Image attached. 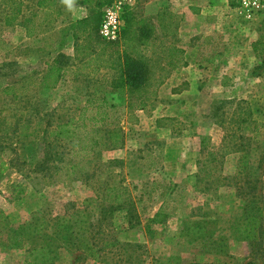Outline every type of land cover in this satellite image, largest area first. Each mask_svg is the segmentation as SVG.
Wrapping results in <instances>:
<instances>
[{
    "label": "rangeland",
    "instance_id": "1",
    "mask_svg": "<svg viewBox=\"0 0 264 264\" xmlns=\"http://www.w3.org/2000/svg\"><path fill=\"white\" fill-rule=\"evenodd\" d=\"M37 1L0 0V161L9 162L0 177V210L10 218L0 233V264H26L25 250L17 245L36 244L53 232L56 217L85 205L95 211L96 204L108 210L100 224L104 234L96 237L116 245H105L93 260L81 248L58 241L56 264H210L214 256L201 253L200 239L180 233L184 222L202 220L225 246L217 255L220 264H264V10L254 27L255 53L242 56L247 67L232 62V49L251 42L228 40L231 46L219 53L223 60L216 63L222 67L213 70L212 80L201 82L204 72L192 71L198 82L176 100L158 98L160 85H154L165 76L161 67L178 59L169 16L160 29L146 13L145 0H135L134 6L129 0L124 7L123 14L132 13L135 39L140 38L138 46L131 42L153 71L150 86L131 90L123 82L122 44L103 46L98 41L106 40L91 28H73L96 12L102 17L113 0H46L44 7ZM55 65L65 71L47 87L43 79ZM189 75L186 70L175 83ZM52 80L49 73L47 83ZM6 87L10 91L4 94ZM97 97L108 105L99 109L107 113L103 121L95 107L84 111L86 130L99 129L92 151L74 154L77 146L70 150L65 141L38 134L76 120L86 101ZM109 127L122 130V147L105 148L103 131ZM42 139L62 146V159L50 161L47 173H34L42 160L34 145ZM72 143L86 145L89 139L81 134ZM244 174L251 189L244 188ZM117 196L129 202L108 203ZM248 215L258 221L254 241L235 232L238 219Z\"/></svg>",
    "mask_w": 264,
    "mask_h": 264
},
{
    "label": "trees",
    "instance_id": "2",
    "mask_svg": "<svg viewBox=\"0 0 264 264\" xmlns=\"http://www.w3.org/2000/svg\"><path fill=\"white\" fill-rule=\"evenodd\" d=\"M46 0H38L37 6L44 7L46 6ZM132 13L127 11V13L122 14L124 25L121 29L120 36L115 41H97L103 46L107 45H117L119 42L124 47V67L123 73L124 78L123 82L128 85L131 90L139 89V88H146L151 85L149 82V77L152 75V69L148 62V58L138 53V47L135 49L132 42L134 41L136 46L139 45L140 38L135 39L137 36V31L133 29V22H132ZM101 21V15L99 12L94 13L90 17L81 19L77 21V23L73 26V28L83 27V29L91 28L92 33H98L99 24ZM10 22V21H9ZM140 24L143 25V22L140 21ZM87 26V27H86ZM161 27V25L159 24ZM145 27V26H144ZM141 32V30H139ZM142 35L147 36L146 33H142ZM144 38V37H143ZM142 38V39H143ZM132 41V42H131ZM144 41V40H143ZM144 44V42H142ZM173 49V48H172ZM174 51L178 52V49L174 48ZM181 49H180V51ZM136 55V58H133L131 55ZM177 60V59H175ZM161 70H164L161 67ZM49 73L53 75V80L51 83H47V77L49 78ZM48 74V75H47ZM47 74L43 79L45 86L53 87L57 84L59 77H61V67L52 66L47 70ZM166 75V72H165ZM164 76L158 77V79L154 80V85L159 86L163 81ZM10 91L9 88H4V94H7ZM108 105L107 100L104 97H97L94 99H90L86 101V105L81 109L80 115L77 117L76 120H70L66 123H58L55 125L53 129L48 130V128L42 129V132H38V134L46 135L48 137H53L54 141H65L67 144H71V149L74 150L75 146H77V150L74 154L78 151H92L96 146H98V135L99 129H90L86 130V124L84 123V111L87 109L88 106L95 107L97 114H101L100 120L103 121L107 115L106 111L103 109L99 111L100 108H105ZM144 103L140 104V107H144ZM90 120H94L97 122V117L92 116L89 117ZM83 129V133H79V130ZM103 133L107 137V143L104 144L105 148L107 149H116L123 146V133L120 128H107L103 131ZM32 134V133H31ZM83 134V137L89 139V143L86 145H75L72 143L73 138H78ZM30 144L34 145L35 143L30 142ZM35 148H40V156L42 160L35 163V166L32 169L34 173H47L48 164L50 161H53L54 158L57 157L58 159H62V151L59 152L58 149L62 146L53 144L49 141H45L42 139V143L35 144ZM244 158L246 155L243 156ZM199 164V163H198ZM241 166L243 169L246 166V161L241 162ZM9 168V162L0 161V177L4 174L5 171ZM199 171H203L201 168V164L199 167ZM243 185L244 188L251 189V180L248 179L247 174L243 176ZM253 188V187H252ZM22 190H19V194L21 195ZM120 197V196H119ZM118 196L114 200V203L109 201V204H114L118 206H124L126 204V199L121 200ZM95 201V200H94ZM129 202V201H128ZM127 202V203H128ZM262 211V210H261ZM101 219L107 220L108 219V210L102 207L101 205H97L95 207V211H91L88 209L87 205H85L82 209L75 210L70 215H61L56 217L54 220V229L50 235H44L43 239L38 241L36 244L30 243H23L21 245H17L20 249L25 250L24 262L26 264H56L58 258V251L57 248L61 244H67V246H74L77 249L81 248L82 252L88 256H90L93 260L98 258V254L102 251H105L106 246H115L116 243L113 242H106L100 241L96 237L99 234L103 235L104 231L101 229ZM256 217L254 215H248L244 218L238 219L235 232L238 237L245 241H254L256 236V228L258 221H255ZM207 221H186L184 222L183 229L181 230V234L187 235L190 237H194L200 239L202 242L201 244V253H210L214 256L213 262L210 264H220V260L217 257L219 253H224V244L219 243L217 238H213V233L211 229H208L205 225H207ZM96 224V230L95 228ZM10 226V218L0 210V233L3 234L7 231L8 227ZM40 224L34 227L36 233L39 231ZM25 230V229H24ZM20 233V232H19ZM18 233V234H19ZM10 241H15L14 238H8ZM23 240V236L19 238L18 241ZM58 241L60 243H58ZM101 243V244H100ZM219 248V250H217ZM264 249V246H263ZM115 264H131L127 263L123 260H117ZM192 264V263H191ZM197 264V263H193ZM223 264H230L229 262L225 261Z\"/></svg>",
    "mask_w": 264,
    "mask_h": 264
},
{
    "label": "crops",
    "instance_id": "3",
    "mask_svg": "<svg viewBox=\"0 0 264 264\" xmlns=\"http://www.w3.org/2000/svg\"><path fill=\"white\" fill-rule=\"evenodd\" d=\"M134 3L135 0H130L129 6H134ZM235 3L236 0L144 1L146 13L148 11L150 12L148 14H153L152 17L158 20L159 24L162 25L165 15L170 17L171 21L168 26L171 35L176 39L172 45L173 48L178 49L179 53L176 62L173 60L174 62L171 66H167L168 68L162 67L166 75L157 90L158 98L182 100L187 93L186 89H192V86L198 82L197 77L194 76L197 69L204 72L202 75L204 79L201 82L212 80L213 70L222 67L221 64L216 63L223 60L222 54L219 53H222L227 46H231L226 43L228 40L232 41L242 37L248 38V42H251L248 47L245 43L244 47L239 45L232 49L233 54L235 53L231 58L232 62L237 66L243 67L244 64L247 67V62L242 56L247 55L248 52L251 55L255 53L252 41L253 35L257 33L254 31V27L260 16L250 22L242 20L233 10ZM142 8L145 10V7L142 6ZM159 28L161 29V27ZM180 49L182 53L179 52ZM212 54L213 58L218 57L214 58L215 62L211 58ZM227 61L230 64V60ZM251 63L252 61L249 60L248 68L251 67ZM186 70L190 72V75L181 78L179 83H175L177 77ZM216 74L220 77L225 75L224 72H216Z\"/></svg>",
    "mask_w": 264,
    "mask_h": 264
},
{
    "label": "built area",
    "instance_id": "4",
    "mask_svg": "<svg viewBox=\"0 0 264 264\" xmlns=\"http://www.w3.org/2000/svg\"><path fill=\"white\" fill-rule=\"evenodd\" d=\"M128 1L113 0L103 8L98 28V34L101 38L106 41H115L119 38L124 25L122 14ZM233 10L242 20L250 22L264 10V0H236Z\"/></svg>",
    "mask_w": 264,
    "mask_h": 264
}]
</instances>
